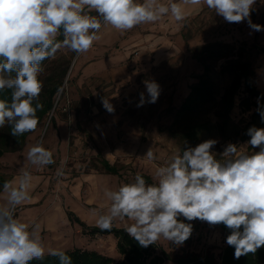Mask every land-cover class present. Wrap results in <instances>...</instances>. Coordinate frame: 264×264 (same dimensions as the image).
Here are the masks:
<instances>
[{
    "label": "rangeland",
    "instance_id": "1",
    "mask_svg": "<svg viewBox=\"0 0 264 264\" xmlns=\"http://www.w3.org/2000/svg\"><path fill=\"white\" fill-rule=\"evenodd\" d=\"M251 19L264 25V6L259 0ZM98 35L93 47L78 58L73 52L61 50L44 65L40 77L44 86L52 78H61L65 71L61 89L54 97V108L42 119L38 130L26 136L20 150L0 157V173L15 181L20 169L28 166L29 149L42 143L53 153L55 163L31 168L30 199L17 208L16 218L30 226L39 224L38 234L46 253L78 247L120 260L113 235L83 233L78 223L69 220L67 211H72L86 226H96V212L106 210L111 203L104 195L106 188L116 190L131 182L137 173L154 180L157 167L168 162L177 149L206 139L219 141L217 152H222L229 142L241 144V150L251 152L243 144L250 138L244 129L253 107L245 110L240 106V99L246 96L242 87L228 110L238 134L232 133L230 122L225 128L220 125L227 110L220 96L231 81V75L221 73L220 66L228 58L247 60L253 70V84L264 95V52L259 49L264 48V31H253L247 23H225L202 8L182 23L165 16L127 32L105 25ZM218 43L229 44L227 51L222 52ZM210 45H215L211 56L204 53ZM194 54L206 56L205 61L212 68L215 97L192 115L178 116L179 105L203 69ZM145 79L157 81L161 94L156 103L137 107L139 93L147 95L142 83ZM104 96L111 98L113 113L103 107ZM254 125L264 128L261 122ZM150 147L155 160L145 156ZM103 158L117 167L119 174L106 172L101 166ZM58 168L63 170L62 176H57ZM6 196L2 188L0 205L6 203ZM130 223L117 219L114 225L126 229ZM192 223L193 233L183 245L161 238L157 241L159 248L173 258L212 255L219 262L226 235L217 226L198 220ZM162 264L175 263L167 260Z\"/></svg>",
    "mask_w": 264,
    "mask_h": 264
},
{
    "label": "clouds",
    "instance_id": "2",
    "mask_svg": "<svg viewBox=\"0 0 264 264\" xmlns=\"http://www.w3.org/2000/svg\"><path fill=\"white\" fill-rule=\"evenodd\" d=\"M257 0H0V93L10 90V101L0 99V129L21 137L38 130L39 102L44 88L40 78L43 62L56 58L61 50L76 54L88 52L105 25L127 32L140 25L156 23L171 15L176 22L186 20L185 5L206 7L225 23H247L256 32L264 25L252 21ZM62 37V39H60ZM137 107L154 104L161 86L154 79L142 81ZM111 98L101 103L115 111ZM264 123V107L257 98ZM43 134V132H42ZM245 144L229 142L222 152L215 151L217 139H206L186 146L156 169L154 182L137 173L118 189H105L111 202L96 212V227L111 231L117 219L131 221L125 231L141 247L163 238L177 246L192 235V222L210 227L223 225L229 232L227 246L234 248V259L255 254L264 247V128L249 127ZM255 149H259L255 151ZM146 158L155 160L150 147ZM219 157V158H218ZM28 166L22 167L15 181H5L6 203L0 205V264H31L43 261L46 249L38 234L39 224L30 226L16 218V211L30 199L32 167L55 163L53 153L38 142L27 153ZM63 170L57 169V176ZM187 221V222H186ZM59 264H72L63 250L48 253Z\"/></svg>",
    "mask_w": 264,
    "mask_h": 264
},
{
    "label": "trees",
    "instance_id": "3",
    "mask_svg": "<svg viewBox=\"0 0 264 264\" xmlns=\"http://www.w3.org/2000/svg\"><path fill=\"white\" fill-rule=\"evenodd\" d=\"M62 39V37L60 38ZM229 44L218 43L221 47L222 52H226L225 48H228ZM213 46V47H211ZM215 45L208 46L204 53L211 56L213 53ZM264 52V48H259ZM223 56L224 54H222ZM200 62H202V72L195 76L196 81L192 83L189 87V92L182 100L179 105L176 115L178 116H190L199 109H202L208 102L212 101L215 97V85L211 78V66L206 63V56L198 57L193 55ZM46 60L43 62V66L48 62ZM221 73H229L231 75V81L227 87L224 88L220 101L226 106L227 110L222 116L220 122L221 127L229 124L228 110L233 104L234 96L237 94L239 89L242 87L246 96L240 99V106L245 110H250L253 107L251 118L247 127L261 122L260 116L256 111L258 103L256 99L260 98V106L264 107V95L256 88L253 84L252 75L253 70L251 65L247 60H241L239 58H228L221 66ZM65 76V71L61 78H52L50 82L47 81L42 94L40 96V103L43 105L42 109L38 111L37 115L40 117V123L42 119L49 114L54 108V97L60 91L63 78ZM0 99L8 100L11 99L10 90H5L0 93ZM53 116L50 117V120ZM262 123V122H261ZM40 125V124H39ZM232 133L238 134L237 125L230 122ZM246 127V128H247ZM246 128L244 131L246 132ZM223 129V128H222ZM193 133V131H192ZM25 134L21 137H13L10 135V129L6 126L0 129V157L6 152L18 151L20 150L26 140ZM245 137V136H244ZM102 168L112 174H119V169L112 165L107 159H101ZM148 183H153L154 180L146 174L140 173ZM9 181L8 178L4 177L0 173V191L3 188V183ZM67 216L70 221L78 223L82 232L90 236L111 234L116 239V250L121 256L120 260H115L113 257L104 255L93 249H83L75 247L69 250H63L72 258V264H162L167 260L173 261L175 264H264V247L260 248L255 254H249L247 256H242L240 259H234V248L229 247L225 244L223 250L220 254V260L217 262L212 255H181L173 258L169 252H166L156 244L150 245L146 248L141 247L137 241L131 238L125 231L123 227H116L113 225L111 231H101L95 225L86 226V224L73 212L67 211ZM220 230L227 236L229 234L228 230L223 226H217ZM31 264H59L56 257L46 253L43 261H32Z\"/></svg>",
    "mask_w": 264,
    "mask_h": 264
},
{
    "label": "crops",
    "instance_id": "4",
    "mask_svg": "<svg viewBox=\"0 0 264 264\" xmlns=\"http://www.w3.org/2000/svg\"><path fill=\"white\" fill-rule=\"evenodd\" d=\"M259 1H260V4H262V6H264V0H259ZM160 2L161 3H164V4H167V3H169V0H160ZM176 2H180V0H176ZM184 8H185L186 17H188L189 15H191L193 13H196V12L200 11L202 8H206V7L193 6V5H185ZM190 8H195V9H194V11H191ZM167 19H170V20H172V21L175 22V19L171 15H168L167 16Z\"/></svg>",
    "mask_w": 264,
    "mask_h": 264
}]
</instances>
